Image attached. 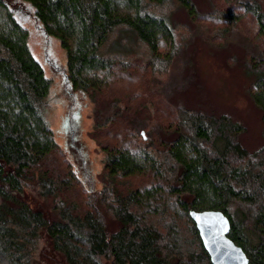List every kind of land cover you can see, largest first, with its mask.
<instances>
[{
    "label": "trees",
    "instance_id": "1",
    "mask_svg": "<svg viewBox=\"0 0 264 264\" xmlns=\"http://www.w3.org/2000/svg\"><path fill=\"white\" fill-rule=\"evenodd\" d=\"M6 1L0 0L3 260L7 264H211L189 210H219L229 220L227 236L244 250L248 264H264V144L249 151L238 139L241 127L226 116L184 108L173 136L163 143L162 157L148 144L136 151L125 145L106 148L105 167L111 175L150 170L159 181L148 187L125 196L96 193L89 196L86 210L63 197L73 177L60 180L49 163L57 150L45 117L50 80L31 53L28 31ZM22 1L33 7L44 32L63 48L65 80L71 90L97 92L107 84L118 64L116 54L110 53L114 41L108 43L118 29L144 43L153 58L160 56L162 42L171 49L174 45L172 26L151 9L170 0ZM175 1L193 12V0ZM245 7L259 23L264 21L259 8ZM247 73L253 78L250 97L261 112L264 137V50L252 58ZM167 199L174 210H169ZM100 201L105 210L98 206ZM152 214L158 215L153 222L148 218ZM169 219L168 227L158 225ZM38 241L41 247L33 255Z\"/></svg>",
    "mask_w": 264,
    "mask_h": 264
},
{
    "label": "rangeland",
    "instance_id": "2",
    "mask_svg": "<svg viewBox=\"0 0 264 264\" xmlns=\"http://www.w3.org/2000/svg\"><path fill=\"white\" fill-rule=\"evenodd\" d=\"M192 2L191 13L175 0L151 6L173 32L172 49L162 42L158 58L126 30L114 31L108 44L114 41L110 53L118 64L100 91L84 92L68 86L66 54L58 39L44 32L33 7L22 0L6 1L28 31L31 53L50 80L45 117L57 150L49 163L60 180L73 177L63 197L79 210L88 209V198L96 193L125 196L159 181L150 170L111 175L105 167L106 148L125 145L136 151L148 144L162 157L163 143L173 136L184 108L226 116L241 127L238 139L251 152L264 144L261 112L250 97L253 78L247 73L252 58L264 50V21L259 23L245 7L251 4L264 12V0ZM166 203L172 204L170 199ZM98 206L106 209L101 201ZM148 218L154 221L158 215ZM160 222L161 228L168 227L172 219ZM36 245L33 255L41 242ZM0 264H7L1 256Z\"/></svg>",
    "mask_w": 264,
    "mask_h": 264
},
{
    "label": "water",
    "instance_id": "3",
    "mask_svg": "<svg viewBox=\"0 0 264 264\" xmlns=\"http://www.w3.org/2000/svg\"><path fill=\"white\" fill-rule=\"evenodd\" d=\"M211 264H248L244 250L228 236V218L219 210H189Z\"/></svg>",
    "mask_w": 264,
    "mask_h": 264
}]
</instances>
